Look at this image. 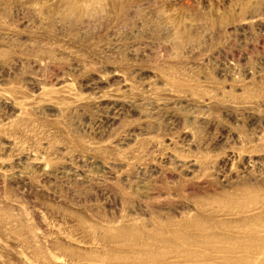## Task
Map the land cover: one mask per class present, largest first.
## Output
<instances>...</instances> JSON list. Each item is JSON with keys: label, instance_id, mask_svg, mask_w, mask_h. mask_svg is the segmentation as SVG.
Here are the masks:
<instances>
[{"label": "rangeland", "instance_id": "1", "mask_svg": "<svg viewBox=\"0 0 264 264\" xmlns=\"http://www.w3.org/2000/svg\"><path fill=\"white\" fill-rule=\"evenodd\" d=\"M187 220L264 264V0H0V264H192Z\"/></svg>", "mask_w": 264, "mask_h": 264}, {"label": "bare ground", "instance_id": "2", "mask_svg": "<svg viewBox=\"0 0 264 264\" xmlns=\"http://www.w3.org/2000/svg\"><path fill=\"white\" fill-rule=\"evenodd\" d=\"M244 190V189H243ZM242 192V191H241ZM243 192H245V191H243ZM232 193V192H231ZM234 194H236V193H234ZM254 195V194H253ZM234 196V195H233ZM239 196V195H238ZM241 196H242V194H241ZM245 196H246V193H245ZM227 197H228V199H229V201L230 202H228V201H226L225 203H226V206L227 207H229V208H231L230 207V204L234 201V199L237 197H232L231 195L230 196H228L227 195ZM226 197V198H227ZM231 197V198H230ZM244 197V196H243ZM255 197V196H254ZM247 197H245L244 199H246ZM257 198V197H256ZM225 199V198H224ZM248 199V198H247ZM250 199V198H249ZM236 200L237 199H235V204H237V205H239L238 203H236ZM218 201V200H217ZM223 201V200H222ZM243 201V200H242ZM245 201V200H244ZM246 202V201H245ZM250 202V201H249ZM252 202V201H251ZM215 203H216V201H215ZM220 203V202H219ZM223 203H224V201H223ZM233 204V203H232ZM231 204V205H232ZM218 205V204H217ZM221 205V204H220ZM223 205V204H222ZM221 205V206H222ZM234 205V204H233ZM243 204H241V207H243L242 206ZM224 206V205H223ZM245 206V205H244ZM220 207V206H219ZM227 207H225L226 209H227ZM234 208V207H233ZM233 208H231V209H233ZM235 208H236V206H235ZM235 208H234V210H235ZM237 208H239V207H237ZM236 208V209H237ZM243 208H245V207H243ZM242 208V209H243ZM224 209V208H223ZM246 209V208H245ZM228 210V209H227ZM232 212H233V210H232ZM244 212V211H243ZM226 213H231V210H230V212H226ZM225 213V214H226ZM238 213V212H237ZM232 214H234V213H232ZM238 214H241L242 215V212L240 211ZM247 214V213H246ZM241 217V216H240ZM239 217V218H240ZM251 219V218H250ZM254 220V222H256L258 219L257 218H253ZM260 221V220H259ZM189 222V220H187V221H185V223H183V225L182 226H180V228H181V231H178V232H175V233H173V237L172 238H174L175 240H179V242L181 243V244H183L184 246H186L187 248H188V253H187V256H189V257H187V259L189 260L190 258H193V257H195V258H193V261H192V264H197L198 262H199V260H201V258L199 257V255L198 254H196L195 252H196V248L197 249H209V248H211L212 246H213V243H214V240H213V238L212 237H210V236H208V235H203V233L205 232V228L202 226V225H200V224H198V223H188ZM225 222V221H224ZM244 222V221H243ZM242 222V217H241V220H239V221H236V222H234L235 224L233 225L235 228H237L238 229V232H239V238H238V240H236V238L234 239V240H231V241H228L226 244V247L225 248H227L228 250H230V255L232 254V253H234L235 252V250H237L236 252H243V251H245V253L246 252H250V244L258 237V234L256 233V231L253 229H249V227H248V224L247 225H245L246 227H247V229H249V232H246V234H244V232L242 231L243 229H242V225H241V223H243ZM247 223V221H245L244 222V224H246ZM259 223V222H258ZM252 224V223H251ZM187 225H188V228H190L191 226H196V228H197V230H198V234H201V236H199V237H196V236H189L188 234V232H187V230L185 229V227L187 228ZM245 226H243V227H245ZM245 227V228H246ZM179 228V229H180ZM192 228V227H191ZM254 228V227H253ZM262 228V227H261ZM121 231H123V230H121ZM245 231V230H244ZM124 232V231H123ZM119 233H121L120 231H119ZM126 234V233H125ZM242 234H243V236H244V238L242 239ZM221 237V236H220ZM230 240V239H229ZM195 248V249H194ZM123 259V258H122ZM121 259V260H122ZM126 259V258H125ZM151 260L152 259H154V258H150ZM222 260L224 261V262H227V263H230V264H243V262H248L245 258H242V255L241 256H230V257H224V258H222ZM127 261V260H126ZM119 262V261H118ZM159 263V262H158ZM159 264H162V263H159Z\"/></svg>", "mask_w": 264, "mask_h": 264}]
</instances>
